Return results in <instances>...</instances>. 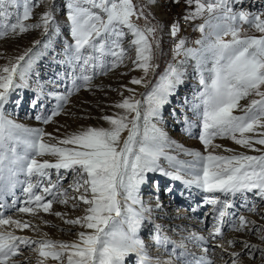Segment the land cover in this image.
<instances>
[{"label": "snow or ice", "instance_id": "6c2138e0", "mask_svg": "<svg viewBox=\"0 0 264 264\" xmlns=\"http://www.w3.org/2000/svg\"><path fill=\"white\" fill-rule=\"evenodd\" d=\"M31 2L24 0L23 15H17L16 23L10 26L0 24V37L17 29L23 33L29 28L43 27L45 34L57 30L52 8L41 14L37 24L25 25L22 22L31 16ZM148 2L155 3V0ZM18 3L19 0H0V17L5 14V6ZM188 3L192 4L193 0H188ZM195 3V10L188 12L185 19H195L204 11L212 13L219 9L223 12L222 16L216 18L219 22L211 24L205 21L198 26L202 36L194 43L199 47H185L186 41L180 39L173 53L183 55L184 60L169 65L151 91L141 94L143 100L126 97L116 104L115 107L124 109L126 114L104 116L103 119L110 124L109 128L89 126L59 139L51 137L41 128L16 123L5 115L4 108L10 96L19 87L26 86L24 82L30 71V60L24 65L21 61L28 57L31 50L17 57L10 66L0 68V210L11 207L21 213L35 214L41 209L49 212L54 202L68 203L69 189L79 191L83 188V194L73 199L87 205L86 214L65 222L81 224L91 230L79 232V241L71 244L49 239L33 241L10 231L0 232V264H9L10 258L19 254L20 245L32 244L39 245L40 257L51 256L56 259H62L66 249H74L67 257L68 264H125L126 259L133 255L136 257L135 264H173L171 255H175L181 264H213L206 258L207 248L203 249L205 255L189 253L183 242L171 240L163 233L161 225L153 222V209L140 196L147 173L160 172L172 180L181 181L187 187L195 186L206 194H223L224 199L214 195H206L204 199L206 204L213 205L211 238L223 235L222 225L229 215L226 210L234 206L230 197L254 193L264 200V151L254 149V142L264 145V132L260 133L259 139L247 135L254 132L257 126L264 129V19L259 14L245 10L233 12L229 0H209L207 5L202 0H195ZM65 8L72 38V42L64 45L65 62L74 66L73 71L65 73V76L72 83L66 90L67 94L55 95L58 102L51 115L36 116L43 123L50 122L52 116L59 114L68 95L90 82L95 70H104L109 66L114 68L123 62L127 49L121 42L126 35L133 37L129 47H135L134 65L142 69L145 75L157 67L153 60L160 51L157 33L162 26L146 22L141 27L133 22V17L139 19L144 15L143 6L137 9L133 0H66ZM238 22L252 24L262 35L241 37ZM205 28L211 30L205 33ZM178 31V22L169 26L173 37ZM226 36L231 39H224ZM189 59L195 61L202 86L197 94L199 103L194 104V109L201 121L199 139L205 146V153L177 145L154 122L162 119L163 106L183 83V65ZM89 65L94 70L93 75L88 74ZM76 68L81 70L79 74ZM143 82V78L134 77L131 80L133 84ZM250 94L258 99L250 101L243 109V115H234L239 101ZM33 103L35 106L36 101ZM127 113H133L130 119ZM185 123L188 125L185 131L191 134V129L196 125L189 123L187 118ZM125 130L127 136L121 140V133ZM46 136L56 142L46 143ZM217 136L229 137L237 145L261 151V154L221 155L208 151L209 146L221 147L212 144ZM173 149L191 159H179L178 155L172 154ZM225 151L233 152L232 149ZM46 154L54 156L55 161H39L36 158ZM161 160L167 163V168ZM52 170H55V180ZM61 170L74 173L69 189L61 187L66 178L61 175ZM22 175L25 180L20 179ZM18 186L28 196L24 201L26 206L17 207L15 199L8 206L4 197L14 196ZM155 207L159 209L161 205L157 203ZM250 210L255 211V206H251ZM3 215V211H0V225L11 224L20 229L30 227L28 221L21 222L12 217L3 219ZM55 215L62 214L57 212ZM236 219L233 215L228 221V226L233 230L261 232L246 217L240 216L238 223H233ZM146 223L151 226L149 234L153 244L157 247L172 245L168 260L161 261L149 255L148 246L140 236ZM249 224L253 227L247 228ZM259 238L264 240V232ZM207 239L198 233H189L182 238L197 244H204ZM236 243L235 239L227 241L230 246ZM240 243L243 244L242 251L250 255L253 251H260L264 255V248L246 241ZM216 247L226 251L223 245ZM230 255L233 258L231 264H238L241 252H232ZM37 264H43V261L38 260Z\"/></svg>", "mask_w": 264, "mask_h": 264}, {"label": "rangeland", "instance_id": "374dc122", "mask_svg": "<svg viewBox=\"0 0 264 264\" xmlns=\"http://www.w3.org/2000/svg\"><path fill=\"white\" fill-rule=\"evenodd\" d=\"M207 5L209 0H202ZM134 5L139 9L143 6L144 15L137 19L133 17V22L143 27L146 22L159 23L162 26V21L167 19V15L159 14L157 1L149 3L148 0H133ZM172 11H177L176 14L185 17L188 12L195 10L196 3L193 0L192 4L188 0H171ZM66 0H32L29 5L31 8V16L22 22L25 25L37 24L40 22L41 14L52 8L56 21L57 30L45 34L43 27L29 28L27 31L20 33L17 29L15 32L9 31L5 37H0V68L5 65L14 63L16 58L23 55L26 51L29 52L28 57L21 64H28L30 60V71L27 79L24 82L26 86L19 87L6 103L4 108L5 115L14 120L16 123L22 124L30 128H41L45 133L51 134V137L62 139L64 136L77 132L87 127L99 126L105 128L109 126V122L104 120V116H119L125 115V110L115 107L116 104L123 101L126 97H134L135 99L143 100L141 94L151 91L153 85L159 80L160 76L165 72L169 65L179 64L184 60L183 55H175L171 46L170 33H164L163 27L157 33V38L160 41V51L156 54L153 63L157 65L155 71L145 72L136 67L133 61L136 59L135 47H129L130 41L133 39L131 35H126L122 40V46L127 49V53L123 58L122 63H118L116 67H108L104 70H95L89 65L88 74L93 75V78L86 85H82L78 90L72 91L68 95L67 102L59 110V114L52 116L48 123H43L42 120H37L36 116L51 115V112L56 108L57 99L55 95L67 94L66 90L71 86L72 81L66 78L65 73L72 72L73 67L66 63L64 51L65 43L72 42L70 35V23L67 20ZM229 7L233 12L245 10L250 13H256L264 19V0H229ZM24 0H19L17 5L5 6V14L0 17V24L9 25L17 22V15H23ZM174 13V12H173ZM162 15V16H161ZM223 12L219 9L212 13L204 11L201 16L195 19H188L192 22L204 24L209 21L211 24L219 22L216 18L222 16ZM174 17V16H173ZM177 22V20L175 21ZM172 23H174V18ZM237 27L240 29L241 37L244 36H260L255 27L250 23L238 22ZM211 29L205 28V33ZM127 32V29H124ZM180 31V24H179ZM179 31L175 37H178ZM202 33L196 38H187L185 47H199L194 42L201 39ZM182 39L185 40V37ZM224 39H231L226 36ZM111 59V58H109ZM211 67V63L208 65ZM183 83L180 84L175 93L169 97L162 110L158 126L174 141L177 145H182L185 149L198 150L205 153V146L200 141V124L201 121L196 115L194 104L199 103L197 94L202 90L199 82V76L196 71L195 61L189 59L184 65ZM76 73H80V69H75ZM143 78L144 82L133 84V78ZM17 83L20 81L17 79ZM132 89L133 91H128ZM264 90V89H262ZM53 94V95H50ZM258 99L254 94L242 98L239 101V107L234 110V115H243V109L250 103L251 100ZM34 101H36L34 106ZM146 107V105H144ZM128 118L131 113H127ZM196 125L191 129V134L185 131L187 124ZM110 127V126H109ZM256 133L252 132L247 135L253 136L256 139L260 138V133L264 132L259 126L256 128ZM239 137V133L236 134ZM258 136V137H257ZM51 137H44L46 143H55L56 140ZM213 145L221 147L213 148L209 146L208 151H213L216 154L231 155L233 153H245L247 155H259L264 151V145H259L254 142V149L244 148L237 145L229 137L217 136L212 141ZM225 149H232L233 152H226ZM173 155H178L181 160H189L191 157L186 156L183 152L176 149L171 150ZM39 161L49 160L55 161L52 155H44L36 157ZM162 165L167 168L165 161L161 160ZM174 171L173 169H169ZM53 172V180H55V170ZM61 175L66 178L62 181L61 187L69 189V185L73 181L74 173H65L61 170ZM147 180L141 186L140 196L146 205L152 207V218L155 224L162 227V231L171 240L177 243L183 242L185 250L196 256L205 255L204 248H207L206 258L211 260L213 264H231L232 257L230 253L241 252L238 257V264H264V255L260 251H253L251 255L248 252L242 251L243 244L240 241H246L250 244L257 245L259 248H264V240L259 236L264 232V200L254 193H244L229 199L233 203V207L226 210L227 216L222 225V236L215 238L209 237V233L213 228L212 211L213 205L204 202L206 195L219 196L224 199L223 194H206L202 190L193 187H187L181 181L172 180L170 177L162 175L160 172L147 173ZM187 178V177H186ZM21 180L26 178L22 175ZM171 189V191H168ZM83 194V188L79 191L74 189L68 190V203L61 204L54 202L49 212H44L42 209L35 214L21 213L15 208L6 207L3 211V219L12 217L14 220L21 222L28 221L30 227L17 228L15 225L4 224L0 225V232H13L17 236L28 237L33 241L41 239H49L66 243L79 241L78 233L81 231H91L86 229L81 224H69L66 220H74L77 217H83L87 205L82 201L73 199ZM51 199V197H48ZM158 198V199H157ZM16 200L17 207L26 206L24 201L28 199L27 194L23 192V188L18 186L15 189V195H5L4 201L8 206L12 205L13 200ZM159 203L161 207L157 209L155 206ZM76 205L73 207V205ZM247 204V206H245ZM255 206V211L250 210L251 206ZM61 213V216L55 213ZM208 214V215H206ZM235 215L237 218L233 223H238L240 216L246 217L249 221L254 222L261 232L235 231L228 226V221ZM150 225H145L141 229L140 236L144 239L148 246V252L151 257L159 258L161 261L168 260L172 252V245L166 247H157L153 244L150 237ZM253 227L252 224L247 225V228ZM189 233H198L208 237L206 243L197 244L193 241L182 240ZM229 239L237 241L234 245H228ZM216 245H223L222 250ZM39 245L32 244L30 246L20 245L19 254L11 257L9 264H37L38 260H42L43 264H68L67 257L73 253L74 249H66L62 259H56L51 256L40 257L38 251ZM179 251V249H178ZM173 264H181L175 255H171ZM136 257L130 256L126 259L125 264H135Z\"/></svg>", "mask_w": 264, "mask_h": 264}, {"label": "built area", "instance_id": "2783aa9c", "mask_svg": "<svg viewBox=\"0 0 264 264\" xmlns=\"http://www.w3.org/2000/svg\"><path fill=\"white\" fill-rule=\"evenodd\" d=\"M158 2H159V5L163 6L164 8H168L170 10L172 9L171 0H158ZM173 12H175V10H173ZM173 16L175 18H179L180 23H181L178 37L181 34H183V36L185 37V41H186L187 38H191V37L196 38L197 36H199L200 34V31L198 30V26L200 25L199 23H195V22H192L191 20L185 19L183 16H180V14H174ZM170 25L171 23L169 24V26ZM162 27H163L162 28L163 32H165L166 29H164L163 21H162ZM178 37L169 36L172 47H175V45L179 42Z\"/></svg>", "mask_w": 264, "mask_h": 264}, {"label": "bare ground", "instance_id": "6f19581e", "mask_svg": "<svg viewBox=\"0 0 264 264\" xmlns=\"http://www.w3.org/2000/svg\"><path fill=\"white\" fill-rule=\"evenodd\" d=\"M156 1H157V5H156V6H157L158 11H159L158 15H159L160 13L163 14V15H167V14H168L166 21L163 20V25H164V29H166V31H165L164 33H166V34H167V33H170V32H169V28H168V26H169L170 23L172 24L173 18H174V22L177 20L178 24H181L179 18H175V17H173V15L176 14L177 11H175V12L173 13L172 9L170 10V9H168V8H164L163 6L159 5L158 0H156ZM243 1H245V0H243ZM256 1H257V0H256ZM253 14H256V13H253ZM161 16H162V15H161ZM159 19L161 20L160 15H159ZM161 21H162V20H161ZM185 28H186V27H185ZM183 37H184L183 34H181V35L178 37V41H179L180 39H182ZM224 38H225V37H224ZM132 115H133V113H131L129 119L131 118ZM109 126H110V124H109ZM109 126L106 125L105 128H109ZM95 128H99V126H95ZM256 131H257V130H255L254 133H256ZM248 134H249V133H248ZM126 136H127V131L125 130L123 133H121V140H122L124 137H126ZM257 137H258V136H257Z\"/></svg>", "mask_w": 264, "mask_h": 264}]
</instances>
